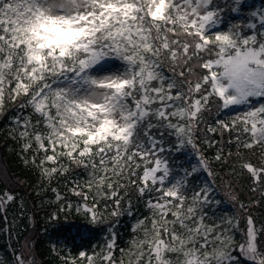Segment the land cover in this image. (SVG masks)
Here are the masks:
<instances>
[{"label": "snow or ice", "instance_id": "1", "mask_svg": "<svg viewBox=\"0 0 264 264\" xmlns=\"http://www.w3.org/2000/svg\"><path fill=\"white\" fill-rule=\"evenodd\" d=\"M243 7L0 0V116L27 170L0 182L28 188L0 189L4 215L16 206L0 264H38L21 227L37 201L46 224L76 213L106 233L76 255L53 241L62 264H264V8ZM228 177L248 180L247 203Z\"/></svg>", "mask_w": 264, "mask_h": 264}, {"label": "trees", "instance_id": "2", "mask_svg": "<svg viewBox=\"0 0 264 264\" xmlns=\"http://www.w3.org/2000/svg\"><path fill=\"white\" fill-rule=\"evenodd\" d=\"M241 3L244 5L242 9L244 13L256 8H264V0H241ZM225 15L228 18H235L237 13L226 12ZM7 127L8 120H6L3 116H0V165L4 170V175H11L14 178H18L20 181H23L27 175V170L24 168L22 161L17 155L19 152V146L7 136L5 131ZM183 152L184 155L177 158L192 164L191 161L193 158L197 157L195 153L189 152L187 149L183 150ZM217 171L219 172V169H217ZM0 176L3 175L0 173ZM203 177H206V174L201 172L198 179H203ZM228 179H231L234 182V186L237 188L239 193H241L244 202L247 203V198L249 195H251L248 190V180L243 177H228L223 181L225 187L228 184ZM219 182L220 181H218V183ZM5 183H7L9 188H14L17 194L28 190L27 185L21 187L11 181L0 182V189L5 187ZM256 195H258V193ZM216 198L221 201L219 206L221 213H236L238 211V205L225 197L224 189H221L217 192ZM33 200H35V196H33ZM45 207H47V205H45ZM36 208L37 212L35 214V220L33 221L31 218H29L28 222L21 227L22 229H26V235L34 237L33 242L35 243V255L38 260V264H62L58 257H54L50 254L51 243L56 239L68 243L71 246L73 255L78 253L80 250L79 245L82 243L85 246H88L89 243L95 244L97 241L103 243V240L100 238L106 233L99 231L97 225L83 227L85 225H89V221L86 220L82 215L72 213L67 219L62 216L56 224H46V212L39 211L40 204L38 201L36 202ZM15 210L16 206L13 205L8 209L7 216H5L3 213V208L0 207V249H2L6 241H8V230L10 226L9 221L12 220ZM139 211L147 215V212L143 209V207H140ZM253 212L257 219L264 216V210H261L260 208L253 209ZM132 223V217L125 215L120 218L119 223L114 224L122 241L128 240ZM11 228V235L13 238H15L16 222L11 224ZM82 237H84V239H82ZM237 239H239V233H237ZM123 246L124 245L121 244V247ZM57 247L59 248L60 245H57ZM115 255L119 257L120 253L116 252ZM242 259L244 260V264H251L246 258L242 257Z\"/></svg>", "mask_w": 264, "mask_h": 264}, {"label": "rangeland", "instance_id": "3", "mask_svg": "<svg viewBox=\"0 0 264 264\" xmlns=\"http://www.w3.org/2000/svg\"><path fill=\"white\" fill-rule=\"evenodd\" d=\"M231 107L236 108L238 111H243V109H242L240 106L233 105V106H231ZM197 159H198V157L193 158V160L191 161V163H192V164H195L196 161H197ZM0 173H1L3 176H5V175H4V170L2 169L1 165H0ZM205 178H207V177H203V179H205ZM246 259H247V258H246ZM247 260H248V259H247ZM248 261L252 264V262H251L250 260H248Z\"/></svg>", "mask_w": 264, "mask_h": 264}]
</instances>
